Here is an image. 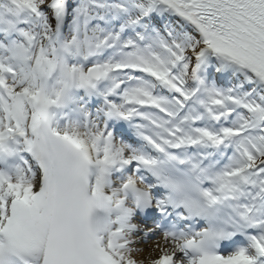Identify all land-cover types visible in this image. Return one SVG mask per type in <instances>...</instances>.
Masks as SVG:
<instances>
[{
  "label": "snow or ice",
  "instance_id": "6c2138e0",
  "mask_svg": "<svg viewBox=\"0 0 264 264\" xmlns=\"http://www.w3.org/2000/svg\"><path fill=\"white\" fill-rule=\"evenodd\" d=\"M0 264H264V0H0Z\"/></svg>",
  "mask_w": 264,
  "mask_h": 264
}]
</instances>
